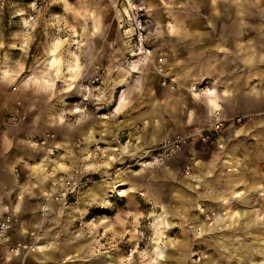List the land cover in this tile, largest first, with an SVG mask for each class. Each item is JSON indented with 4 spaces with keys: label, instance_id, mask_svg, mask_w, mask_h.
Masks as SVG:
<instances>
[{
    "label": "rangeland",
    "instance_id": "obj_1",
    "mask_svg": "<svg viewBox=\"0 0 264 264\" xmlns=\"http://www.w3.org/2000/svg\"><path fill=\"white\" fill-rule=\"evenodd\" d=\"M134 2L147 7L143 17L151 50L148 55L138 44L126 0H0V72L11 73L0 81L7 83L9 89H39L35 93L42 116L47 120L57 117L60 123H42V131L52 130L48 133L62 142L55 154L49 155L37 144L39 138L35 139L41 150L34 154V166L24 192L34 209L23 217L16 204L8 207L19 213L24 228L34 235L15 230L11 242L62 245L67 254L62 253L59 264H93L103 252L115 253L117 264H264V198H243L248 192L241 191L242 187L237 189L242 200L206 201L199 197L204 190V172L201 165L194 164L218 160L216 149H224V143L219 147L194 137L181 143L162 162H146L152 147L133 158L136 144L143 139L137 138L140 128L135 125L136 115L148 120L154 110L157 120H169V89H182L180 74L173 73H178L183 63L182 24L187 20L188 8L199 7L204 13L202 21L212 28L215 7L231 4L240 9L251 5V0ZM250 15L239 13L238 20L243 22ZM207 33L201 40L212 45L213 32ZM73 59L80 64L76 73L58 78L55 71L68 70L67 64ZM136 59L140 60L138 71L127 81H118L123 75L120 68L130 66L129 62ZM96 76L99 81L91 89H105L101 98H106L104 103L93 102L88 113L79 112L72 119L66 116L74 101L82 98L86 81ZM43 78H49L53 84L43 83ZM69 82L74 84L72 89ZM214 83L215 79L209 76L198 83L192 81L190 87L195 84L197 91L205 85L215 86ZM121 95L125 102L118 111L115 107ZM212 120L211 116L206 126L163 139L196 132ZM230 124L233 123L222 130L221 142ZM93 130L96 138L102 137L99 141L104 142L105 149L96 153L92 146L94 155L89 157L85 135ZM126 142V149H122L121 144ZM110 147L118 149L110 151ZM229 152L223 160H243L237 153ZM46 156L63 164L52 162L40 167ZM70 171L94 175L88 187L68 197L69 204H86L85 212L72 219L62 203L50 198L52 192L63 186ZM125 173L133 188L118 180ZM199 173L201 180L195 182L194 189L177 179L190 180ZM96 183L102 184L97 197H82L81 193ZM197 203H202L204 209L199 210ZM240 208L251 211L253 217L249 225L242 224L233 230L229 213Z\"/></svg>",
    "mask_w": 264,
    "mask_h": 264
},
{
    "label": "crops",
    "instance_id": "obj_2",
    "mask_svg": "<svg viewBox=\"0 0 264 264\" xmlns=\"http://www.w3.org/2000/svg\"><path fill=\"white\" fill-rule=\"evenodd\" d=\"M142 1L148 2V0ZM261 2L263 4H260V0H251V5L240 9L231 4L215 7L216 19L212 28H207V23L202 21L201 15L204 13L199 7L190 6L186 11L187 20H183L182 24L183 63L179 72L173 73L180 74L182 89H169V120L167 118L157 120L154 110L150 112L151 116L148 120L143 115H136L135 118V125L140 128L137 138H143L141 139L143 143L139 140L136 144L133 158H137L138 154L159 144L164 137L206 126L211 121L210 113L215 106L220 107L229 119L235 116L246 117L241 124H230L228 127V131L222 138L226 147L216 149L218 160L194 164L201 165L199 168L204 172L201 183L204 190L200 192L199 197L206 201L227 202L241 199L238 187H242L241 191L248 192L243 198L261 200L264 198V0ZM194 13L199 16L193 17ZM239 13L251 15L242 22L238 20ZM208 31L213 32L212 45L201 40ZM134 63L139 68L140 60L136 59ZM131 64L129 62L130 66L120 68L123 75L118 81H127L128 77H132V74L138 71L136 67L133 69ZM68 66L78 70L80 64L77 59L67 64L66 71L70 73L71 68ZM64 71L65 68H62L59 73L55 71V74L58 78H63L66 75ZM4 72L5 77L11 75L7 70ZM209 76L215 79V86L210 87V92L202 89L195 91L194 88L197 87L195 84L191 86V89L192 81L198 83ZM69 78L73 80V76ZM37 80L39 81L38 78ZM40 81L48 85L53 84L49 78H43ZM68 85L71 89L74 87L72 82ZM153 90L158 89H150V92ZM35 91L40 92L39 89H9L7 83L0 81V124L5 125L4 137L0 143V213L8 207L12 208L15 204L17 209L21 208L23 217L33 211L34 207L28 204L24 192L28 186L30 170L34 166L33 159L41 150L35 139L52 131H42V123L43 125L47 122L60 124L57 117L47 120L42 116L43 109H41L40 101H37L39 98ZM151 100L154 101L153 98ZM124 102L125 96L121 95L120 100L116 102L115 110H121ZM11 114L24 115L25 119L19 123H12L9 120ZM87 125L89 127V124ZM125 126L128 125L125 124ZM93 133L94 130L85 135L88 147L86 151L89 157L94 155L91 146L102 138H96ZM60 143L62 144L61 141L55 140V145L59 146ZM127 144H121L122 149H126ZM109 149L115 151L118 148L110 147ZM229 151L233 154L237 153L239 157L242 156L243 160H223V156L230 153ZM52 162L63 164L60 160L46 156L40 163V167ZM167 168L170 169L169 166ZM119 178L124 185L130 183V188L134 187L127 173L119 176L118 180ZM177 179H181L182 183L194 189L197 185L195 182L201 180V174H193L190 180H187V177ZM101 186V183L94 184L85 190L84 194L81 193L82 197L92 199L93 196L97 197L99 188L102 190ZM62 205L64 211L71 214L69 219H72L75 214L84 213L86 208L84 203L78 206L63 202ZM198 206L199 210L204 209L202 203H197ZM39 210L41 212V207ZM229 217L232 221L230 228L235 230L242 224L249 225L253 214L245 208H240L230 212ZM33 235L34 232L29 236ZM37 242L34 241L35 245H32L28 252L21 254H15L7 246L0 245V264H59L61 262L62 253H66L62 245H44ZM103 253L92 263L97 264V261H102L98 264H104L103 261H106L108 264H117L119 259L115 253ZM72 262L69 261V264H75Z\"/></svg>",
    "mask_w": 264,
    "mask_h": 264
},
{
    "label": "built area",
    "instance_id": "obj_3",
    "mask_svg": "<svg viewBox=\"0 0 264 264\" xmlns=\"http://www.w3.org/2000/svg\"><path fill=\"white\" fill-rule=\"evenodd\" d=\"M129 11L133 16L134 23L133 28L135 30L138 44L142 47L144 54H150V47L147 45V35L145 33V22H144V14L146 11V5H139L137 4L132 5L128 0H126ZM162 58H160L161 61ZM4 77V74L0 72V80ZM99 81V77L96 76L94 78L88 79L86 81L85 87L86 89H82V98L80 100L74 101V107L66 111V116H69L71 119L76 117L79 112H86L90 111V104L101 102L104 103L105 97L104 90L105 89H91L94 87L96 82ZM209 86L205 85L202 87V90L205 92H210L208 89ZM196 91V89H195ZM211 116L213 120L210 125L205 128H202L196 132H191L189 134L183 136H177L175 138H167L158 145L151 148L150 154L146 157V162L149 164H154L156 162H162L165 158H167L173 150L179 148L181 143H186L187 140L190 138L198 137L200 140L218 145L219 147L223 146V142H221V133L222 130L229 124H241L246 117L244 116H235L232 119L226 117L222 109L218 106L213 107L211 111ZM25 119L24 115L18 114H11L9 116V120L12 123H19L21 120ZM5 132V125L0 124V143L3 140ZM129 140V139H128ZM127 140V142H128ZM126 142V143H127ZM37 144H39L42 148L46 149L49 155L55 154L59 147L55 145V134L48 133L43 137H40L37 140ZM104 142L99 141L98 143H94L92 146L94 147V151L98 153L99 151L103 152L105 146H103ZM91 146V147H92ZM92 149V151H93ZM94 153V152H93ZM138 162L141 161L140 159H136ZM83 172V171H82ZM94 179V175L89 172H83L82 174L73 171L72 174L67 175L64 179V184L59 189L55 190L51 193L50 198L59 203L67 202V199L70 195H73L88 187ZM15 230H21L24 234L32 235L33 231L24 228L22 220L20 219V215L17 211L11 210L6 208L0 213V243L5 244L8 249L15 253L21 254L28 252L29 249L32 248L31 244H27L23 241L11 242V235L12 232Z\"/></svg>",
    "mask_w": 264,
    "mask_h": 264
},
{
    "label": "bare ground",
    "instance_id": "obj_4",
    "mask_svg": "<svg viewBox=\"0 0 264 264\" xmlns=\"http://www.w3.org/2000/svg\"><path fill=\"white\" fill-rule=\"evenodd\" d=\"M128 1H129L130 3H132V5H135V6L137 5V4L134 2V0H128ZM149 56H150V55H149ZM158 61H159V60H158ZM161 61H163V58L161 59ZM131 63H134V60L131 61ZM131 66H132L133 69L136 67L135 63H134V64H131ZM154 66H157V67H158V65H154ZM69 71H70V74H72V73H75L77 70H76V68H74V69H70ZM4 73H5V72H4ZM64 73L67 74V71L65 70ZM62 74H63V73H62ZM69 77H72V75H69ZM194 89H196V88H194ZM208 89H210V87H209ZM164 140H165V139H163L162 141H164ZM162 141H161V142H162ZM161 142H160V143H161ZM149 153H150V151H149ZM147 156H148V154H147ZM143 157H145V156H143ZM143 157H142V158H143ZM72 173H73V172H72ZM72 173H71V174H72Z\"/></svg>",
    "mask_w": 264,
    "mask_h": 264
}]
</instances>
